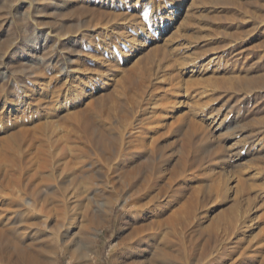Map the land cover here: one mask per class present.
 Wrapping results in <instances>:
<instances>
[{
  "label": "bare ground",
  "instance_id": "bare-ground-1",
  "mask_svg": "<svg viewBox=\"0 0 264 264\" xmlns=\"http://www.w3.org/2000/svg\"><path fill=\"white\" fill-rule=\"evenodd\" d=\"M19 1L28 2L32 19L36 0ZM161 2L101 0L91 9L95 73L82 83L67 58L48 74L49 83L60 74L58 93L21 84L15 104L0 82V264H55L60 256L95 264L81 245L96 243L116 206L129 224L109 250L114 264H264V202L250 214L257 205L251 194L264 193V117L231 123L223 102L230 91L264 97V75L202 63L217 48L213 34L206 32L209 49L194 50L188 12L172 10L168 20ZM84 178L109 196L88 230L67 205V189ZM230 195L235 215L201 221ZM254 220L255 243L228 248L239 224Z\"/></svg>",
  "mask_w": 264,
  "mask_h": 264
},
{
  "label": "rangeland",
  "instance_id": "rangeland-1",
  "mask_svg": "<svg viewBox=\"0 0 264 264\" xmlns=\"http://www.w3.org/2000/svg\"><path fill=\"white\" fill-rule=\"evenodd\" d=\"M100 2L101 0H36L35 7L32 9V20L25 17L27 8H29L28 2L21 4L19 0H0V82L8 93H11L8 94L9 97L11 95L9 98L12 100L11 103L19 104L16 100L21 98L18 95L22 96L23 90L21 86L24 84L31 88L43 89L45 92L58 93L57 90L62 87L61 83H63L61 82L62 78L59 77L60 74L55 75L56 79L51 81V83L48 82V77L56 73L63 62H67L68 59H72V66L74 64V67L80 70V72L75 73L74 77L77 78L76 80L79 79L78 83L80 79L81 81L84 79L88 80V75L95 73V71L91 70L95 67L91 55L96 54V51L91 44L94 41H98L99 35L97 32L93 33L90 31L88 25L93 23L88 22L94 15L91 9L98 11ZM147 5L144 11V19L151 24L152 5L150 3ZM161 8L167 19L169 18L168 13L172 10H179L176 12V16L186 15V12H188L187 15L191 18V27L187 28V33L191 36L188 40H190L189 44H195L194 50L209 49L206 44L208 43V38L206 39V37H208V34H213V42L215 43L213 46L217 48L213 51L210 49L204 55L202 54L203 56H200V58L202 57V63H207L210 59H214L218 67H233L237 65L244 70L255 73L256 76L264 75V44H262L264 43V0H162ZM49 31H52V33L50 32L52 36L47 38ZM206 32L209 33L207 34ZM217 33L220 34L218 35ZM58 35L63 38L58 39ZM111 50L117 52L115 47H111ZM244 53L247 55L246 60L245 58L240 59L239 56ZM41 60L45 62H40ZM51 64L52 67L50 66ZM43 67H46V69ZM54 68L55 71L53 70ZM40 70L43 74L45 72L46 75L41 74L40 76ZM89 70L92 72L89 73ZM94 82L95 84L97 83L96 81ZM43 86L46 88L44 89ZM14 94H16L15 97ZM228 94L223 99V102L226 101L225 105L230 112L231 118L229 120L231 123H235L237 117L241 123L243 121L247 122L254 114L260 117L263 115L264 117V97H244L241 93L233 91ZM6 102H3L5 106L10 103L7 102L6 104ZM252 139L255 138H251L250 142L253 141ZM79 182L74 187L67 189L69 196L67 205L69 206V215L79 218L83 216V221H80L79 225L82 230H88L93 225H98L99 213L94 212L98 202L107 200L109 196L102 191L103 189L92 184V179L84 178ZM253 196L254 199L256 198L257 205L250 213L251 218H255L260 213L258 211L261 208L259 205L264 202V193L262 196L257 197L255 193H252L251 197ZM217 201L204 213L205 215L203 214L204 217H202L201 221L205 223L212 218L216 219L219 216H226V214L227 216L235 215L230 213H233L234 209L237 208L232 195ZM124 213L122 208L116 206L112 214L110 227L104 228L99 233L96 243L86 240L81 245V253L88 261L95 262V264H114L113 259L109 256V250L113 243L125 236L129 219ZM256 220L253 222L248 221L247 224L240 223L238 230L236 229L230 236V240H233L227 247L254 244L256 240L254 236L259 231L254 226L257 222ZM118 262L120 261L116 260L115 264H118ZM55 264H71V262L60 256ZM210 264L213 263L210 262Z\"/></svg>",
  "mask_w": 264,
  "mask_h": 264
}]
</instances>
